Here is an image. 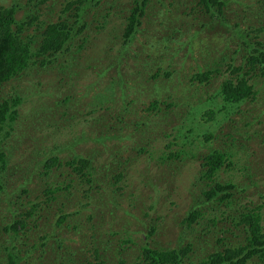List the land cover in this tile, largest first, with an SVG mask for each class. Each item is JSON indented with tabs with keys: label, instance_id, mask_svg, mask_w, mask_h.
I'll list each match as a JSON object with an SVG mask.
<instances>
[{
	"label": "rangeland",
	"instance_id": "rangeland-1",
	"mask_svg": "<svg viewBox=\"0 0 264 264\" xmlns=\"http://www.w3.org/2000/svg\"><path fill=\"white\" fill-rule=\"evenodd\" d=\"M74 1L46 0L43 4V0H0V8L14 6L16 17L24 21L30 19L31 13L37 15L33 26H27L20 35L33 37L39 34L40 18L49 23L63 16L70 17L71 12L65 15L62 9ZM171 1L148 0L144 15L140 16L142 30L136 33L134 41L124 43L122 33L134 0H93L81 12L84 14L79 22L85 21L87 27L77 31L78 35L59 50L58 55L46 56L49 61L46 65L40 63L44 57L38 55L29 65L32 70L24 72L27 73L25 78L10 79L0 86V103L14 97L21 100L15 106V130L12 132L10 125L4 127L7 133L0 129L1 142L11 141L8 147L10 162L0 174V227L15 219L23 221V229L27 232L18 244L22 249L20 263L37 264L31 258L36 246L26 253L24 250L29 249L30 244L25 241L26 237L29 242L39 237L41 230L51 239L44 246V262L40 264H60L62 256L69 253V264H116L121 258L124 264H135L142 260L144 244L173 248L191 243L193 251L212 247L207 245L215 237L205 241L211 232L200 229L212 204L204 206L195 200L202 194L201 188H209L206 186L209 179L202 173L206 167L205 155L212 149L230 148L225 134L233 128L230 124L240 126V121L246 124L264 121V98L260 95L233 103L222 99L221 82L233 79L234 73L231 67L228 69L227 60H221L220 56L238 47L241 49L236 54H243L246 47L255 48V54L264 50V0L228 1L224 12L233 17L240 31L227 36L221 34L222 26L201 21L208 20L203 9H197L198 20L188 13L189 7L182 10L186 0H175L173 6ZM178 8L183 11L180 15L175 12ZM173 25L177 32L167 30L166 27L169 29ZM146 32H153L162 42L154 56L158 59L167 51V44L178 46L171 65L168 58L160 65L162 71H171V74L157 79V83L152 74H146L145 80L139 77L142 74H137L144 64V56L137 51L141 45L148 47ZM173 38L177 39V44ZM33 39L38 46L39 38ZM189 40L194 41L195 50L193 54L184 55L179 51L183 48L180 43L184 45ZM126 46H130V52L124 56L122 50ZM247 56L246 62L250 55ZM244 61L236 57L235 64L243 66ZM206 67L211 79L193 78V73ZM259 68L255 66L257 76L245 75L250 78L248 83L254 90L258 92L259 87L264 93V76L259 75ZM122 74L120 88L116 81ZM140 80L146 82L141 84ZM30 88L33 90L28 92ZM191 106H194L192 115ZM206 109L214 110L213 119L207 120L203 114ZM166 115L167 121L160 125L161 131L148 130L137 141L130 137V131L135 129L134 121L145 118L157 121L155 117ZM5 120L10 121L8 117ZM113 126L117 130L113 131ZM203 133H212V136L203 137ZM113 135L116 138L112 140ZM247 141L245 147H250L252 155L237 154L231 158L235 164L220 169L218 177L238 180L240 176L236 171L246 164L247 157L253 166H259V177H264V137ZM30 152L31 158H41L43 154L57 156L60 165H53L44 176L39 173V164L35 167L23 161L25 154ZM184 155L188 156V165L179 168L178 158ZM80 159H89V166H83ZM69 160L73 161L69 163ZM171 164L178 165L173 172L169 171ZM108 165L115 170H106ZM90 167L91 174L83 176ZM119 170L124 178L113 179V172ZM112 183L128 192L133 211L123 214L121 209H104L98 212V205L110 194ZM95 187L98 193H94ZM22 188L27 191L22 192ZM261 191L264 194V183L246 189L249 198L255 201L249 207L264 202V198L259 197ZM89 195L93 197L89 199ZM234 197L238 203L237 212L232 216L236 217L247 209L248 200L239 198L237 193ZM94 202L100 218L94 214ZM34 203L35 209L27 215ZM124 207L127 208L125 203ZM218 208L224 219L228 217L226 213L231 212H225L223 203H219ZM192 210H197L201 216L190 224L186 217ZM106 212H112L111 220ZM261 213L264 225L263 205ZM57 219L61 221L59 226L55 225ZM225 220L226 223L218 220L217 227L223 224L231 227V231L237 230L232 218ZM191 225L195 226L193 232L187 230ZM51 226L56 228L51 230ZM9 233L0 231L1 264L9 263L6 260L10 254L4 248ZM213 233L216 235L215 231ZM221 234L230 235V231ZM252 263L258 264H249Z\"/></svg>",
	"mask_w": 264,
	"mask_h": 264
},
{
	"label": "trees",
	"instance_id": "trees-1",
	"mask_svg": "<svg viewBox=\"0 0 264 264\" xmlns=\"http://www.w3.org/2000/svg\"><path fill=\"white\" fill-rule=\"evenodd\" d=\"M92 1L93 0H76L72 3L66 4L63 7L62 12L63 14L71 12L70 17L63 16L60 20L54 22L49 21V23H45L46 20L40 18V26L37 27V32H39V34L33 37L29 36L28 34L23 37H21L20 35L23 29H26L27 26H33L32 22L37 21V15L31 13L30 19L24 21L23 18L20 19L16 17L17 9L14 6L0 8V86L8 82L10 79L25 78L27 76V73L24 72L32 70L29 65L35 60L38 55L44 57L40 62L44 65L49 62L46 59V56L47 58H49L58 55L60 53L59 50L68 45L72 38H75L78 35L77 31H83L85 27H87L85 21H79L82 19V15L84 14L81 13L84 10L83 8L88 7L92 3ZM228 1L230 2V0H186L182 5L184 6V9H180L184 11L189 7L188 13L193 15L195 18H197V9H203L204 12H206L205 14L208 22H204L205 20L201 21L204 24H210L212 22L214 26H222L221 34L227 36L228 34H233L240 31L239 25L236 24V21L233 20V17L230 14L224 12V6ZM45 2L46 0H43L42 3L44 4ZM174 2L175 0L171 1L172 6ZM179 4L180 2H177L178 6ZM147 5L148 0H134V6L130 10V15L127 19L128 21L122 33V40L124 43L134 41L136 38V33L142 30L140 28L142 20L141 17L144 15ZM180 9L178 8L175 11L177 15H180L183 12ZM43 24L44 28L42 29ZM224 27L227 28L226 31L223 30ZM166 28L167 30H175L176 32L178 31L176 25L170 26L169 29L168 27ZM36 36L37 38H39L37 40L39 42L38 46L34 44L35 39L33 38ZM146 36L148 47L144 48L145 46L141 45V48L137 51L140 52L142 56H144L143 68L140 66L137 74H142L139 77H143V80H145L146 74H152L153 81L157 83V79L165 77V75L169 77V75L171 74V71H162L160 65L165 58H168V63L169 65H171L173 56H175L178 52V46L167 44L165 46L167 48V51H165V53L162 54L158 59L154 56L158 51V46H160V43L162 42L160 40H157L158 36L153 32H146ZM173 39L177 44V39ZM157 42H159V45L157 44ZM180 44V48L183 46L184 50L183 48H181L179 49V51H183L184 55H186L187 53H194L195 43L193 40H189L188 42L185 41L184 45H182V43ZM130 46H126L123 48L122 55L125 56L129 54ZM146 49H149V51H147ZM239 49L241 48L238 47L235 51L225 52L220 56L221 60H227L225 61V63L228 69H230L231 67V72L234 73V75H232L234 80L227 78L221 82L220 95L222 99L227 103L240 102L241 100L253 98L257 95H260L261 98H264L263 91L259 87H257L258 92L257 90H254L253 85L251 83H248L250 78H246L245 75L250 74V76H257L258 74L257 72H254V70L255 66L258 65V67H261V69L259 68V75L264 76V50H261L257 54H255V48L251 49L246 47L245 50L242 49L244 51L243 54H236ZM202 51L205 52V50ZM247 55L250 56L246 62L244 61V58L246 59V57H248ZM236 57H239L244 61L243 66H240V63H238L239 65H237V63L235 64ZM232 64L235 65L232 66ZM244 66H249V68L245 69ZM208 70L209 69H207L206 67L203 68L202 71L193 73V78H197L200 81L207 78L211 79L212 75H208L210 71ZM161 73H163V75ZM60 79L63 78L60 77ZM216 81H219V79ZM116 82L117 85H120V88H122L121 83H123V74L122 76H118ZM144 82L140 80L139 83L143 84ZM31 90L33 89H28V92ZM20 101L21 100L18 97H14L11 98L10 101H4V104L0 103V129H3L6 133L8 132V130L4 129L5 126L10 125V129L12 132L15 130V122H17L14 121L17 116V109L15 106L18 105ZM208 103H210V101H208ZM191 109L192 112H190V115L194 114V106H191ZM158 111H160V109ZM203 114L206 115L207 120L214 118V110L212 109H206ZM6 117H8L10 121H6ZM166 117L167 115L159 116L158 119L157 117H155V120L157 121H147L146 118L143 121H134L135 129L130 131V137L137 141L142 138L148 132V130L154 131L157 128L161 131L160 125L167 121ZM161 118H163L164 121H161ZM240 122V126H233L232 124H230L229 126L233 128L225 132L230 144L229 149L223 150L216 148L210 150L205 155L204 162L206 167H204L205 170L202 169V173L207 179H209L206 185L209 186V188H201L203 189L202 194L195 197L197 203L199 202L201 205L207 206L209 204H212V206L210 205L209 207L210 211H217V209L219 210V203H223L225 212L231 210V212L226 213L228 217H225V219L232 218L233 226L237 227V232L231 231V227H224L223 224L217 227L218 220L215 222V218H211L210 222L212 223V225H210V228H208L207 230V232H211V235L205 239V241H208L215 237L214 240L209 245H207H212L211 248L203 249L204 247H200L196 251H193L192 246L189 245L191 243H188L184 246H176L173 248H157L156 246L144 244L141 247L142 252L140 258H142V260L140 261V263L135 264H249L251 262L264 264V225L262 224L263 218L261 213L262 205L264 206V202L262 204L251 205L249 207V205L255 201H252L249 198V194L246 192V189L250 186H259L260 183H264V177L260 178V175H258L260 174L258 173L259 166H253L250 162L251 159L247 157L245 158L246 164H243V166L238 168V170L236 171V174L240 176L238 180H225V178L218 177L217 175L220 169L223 170V168H230L235 164H233V160H231V158L235 157L237 154L240 155L242 153L248 155L250 153V155H252V150L249 151L250 147H245V142H248V139H253L255 137L256 139H258L264 137V135L259 134L257 132V129L253 128L251 124H246L243 121ZM28 123H30V121ZM120 126L122 127L121 121ZM115 130L117 129L113 126V131ZM179 132L180 128L178 129V133ZM203 134V137L207 138L212 136V133ZM1 141L2 140L0 138V142ZM145 142L149 141L146 140ZM10 144L11 141L9 140L0 143V150L4 152H0V174L2 171L4 172V170L7 168V163L9 164L10 162L8 154V147ZM31 154L32 152L25 154V159L23 161L35 167L39 164L38 167L39 169H41L39 173L43 174L44 176H47V174L51 171L53 165H60V160L57 156H44L43 154L41 158H31ZM82 160L83 159H80V163H82L83 166H89V159H85L83 161ZM72 161L73 160H69L68 162L71 163ZM248 161L250 165L247 164ZM179 162H184V160L180 159ZM13 166L15 167V165ZM91 169L92 167L85 170L82 173L83 176L87 177L89 174H91ZM106 170L114 171L115 168L108 165L106 167ZM263 173L264 170L262 171V174ZM122 177L124 178L121 170H119L118 172H113V179L121 180ZM199 178L201 180L203 179L201 175L199 176ZM109 187L111 190L110 194L103 199L102 205H98V212H101L104 209H110L111 211H113V209H121L124 210L123 214L128 211H133V203H129L130 197L128 195V192L126 190L122 191L121 188H117L118 185H116V183H112ZM1 188L2 185L0 184V189ZM93 190L94 193H98V187H95ZM26 191L27 188H22V192ZM236 193L238 194L239 198L248 200V205L247 209L244 212L235 217L232 215L237 212L236 204L238 203V199L234 197V194ZM231 196L232 199H230ZM92 197L93 195L88 196L89 199H91ZM259 197L264 198V194L262 191L259 193ZM108 203L110 204V206L107 205ZM124 203L126 204L127 208L124 207ZM93 204L95 205L94 214H98V218H100V213H97L96 210V203L94 202ZM34 209L35 203L27 212V215H30L31 211ZM106 213H109L108 216L111 220L112 212ZM113 213L116 216L115 212ZM200 216L201 214L197 210H192L187 213L186 220L188 223L192 224L196 222ZM123 218L126 217L123 216ZM127 219L128 218H126V220ZM225 219L220 214L219 220L226 223ZM59 222L61 221L57 219L55 225L59 226L61 224ZM24 227L25 226L23 221H19V219L12 220V222H7L4 226L0 227V231L2 232L10 231L7 237L8 244H6V246L4 247L6 250L8 249L10 254V256L8 257L9 260H6V262L9 263L6 264H23L20 263L22 249H20L18 244L22 240V235L24 234V232H27L26 229H23ZM194 227L195 226L191 225L187 228V230H192V228ZM55 228L56 227L51 226V230ZM213 231H215L216 235H214ZM228 231H230V235L221 234ZM46 233L47 232L41 230V232L39 233V237L36 236V239H32L31 242L28 241L29 237H26L25 242L29 243L30 247L29 249L24 251L28 253L29 251L33 250L34 246H36L35 251H32L31 253V258H33V261H35L37 264H40V262H44V246L48 242L47 240L51 239ZM241 234H243L244 237L240 238ZM198 242L199 237L196 240L195 244L198 245ZM53 252L57 253V250L54 249ZM42 257L43 260H41ZM70 258V253L68 256L63 255L62 262L60 264H69L67 263V261ZM38 260L40 261L38 262ZM2 262L3 261H1L0 264ZM116 264H124L123 259L121 258L120 260H118Z\"/></svg>",
	"mask_w": 264,
	"mask_h": 264
},
{
	"label": "clouds",
	"instance_id": "clouds-1",
	"mask_svg": "<svg viewBox=\"0 0 264 264\" xmlns=\"http://www.w3.org/2000/svg\"><path fill=\"white\" fill-rule=\"evenodd\" d=\"M248 123L249 124H251V126L253 127V128H256L257 129V132L259 133V134H261V135H264V121H248ZM178 129H179V126L176 128V131H178ZM116 138V136L115 135H113V136H111V139L113 140V139H115ZM114 143V142H113ZM114 144H117V143H114ZM187 155H184L183 157H179L178 158V162L180 161V159H183L184 160V162H179V168H186L187 167V165H188V156L186 157ZM240 156V155H239ZM163 165H166V163H163ZM178 166V165H177ZM177 166H175V165H173V164H171L170 166H169V171L170 172H173V171H175L176 170V168H177ZM211 218H215L214 220H215V222L217 221V220H219L220 219V212H219V210L217 209V211H209V212H207V214L205 215V219H203L202 221V223H201V225H200V229L201 230H203V231H205V232H207V230H208V228H210L209 226L210 225H212V223L210 222V219ZM190 231V230H189ZM192 231V230H191ZM193 232V231H192Z\"/></svg>",
	"mask_w": 264,
	"mask_h": 264
},
{
	"label": "water",
	"instance_id": "water-1",
	"mask_svg": "<svg viewBox=\"0 0 264 264\" xmlns=\"http://www.w3.org/2000/svg\"><path fill=\"white\" fill-rule=\"evenodd\" d=\"M161 121H164V119H163V118H161Z\"/></svg>",
	"mask_w": 264,
	"mask_h": 264
}]
</instances>
